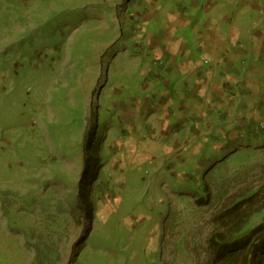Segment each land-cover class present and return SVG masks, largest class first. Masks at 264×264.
<instances>
[{"label":"rangeland","instance_id":"374dc122","mask_svg":"<svg viewBox=\"0 0 264 264\" xmlns=\"http://www.w3.org/2000/svg\"><path fill=\"white\" fill-rule=\"evenodd\" d=\"M143 2L0 0V264H211L216 232L228 234L255 211L247 227L263 223L264 132L235 151L217 134L184 139L193 121L175 104L176 145L165 135L134 157L117 149L136 98L162 95L137 74L154 62L137 39L148 33L136 9ZM185 6L192 14L190 0ZM236 7L242 18L264 20V0ZM240 59L231 83L247 93L258 86L262 112L264 58ZM86 152L94 177L83 180Z\"/></svg>","mask_w":264,"mask_h":264},{"label":"crops","instance_id":"0c3cea01","mask_svg":"<svg viewBox=\"0 0 264 264\" xmlns=\"http://www.w3.org/2000/svg\"><path fill=\"white\" fill-rule=\"evenodd\" d=\"M190 1L192 14L185 0H145L143 6L136 7L140 9L139 26L148 32L142 39L138 36V42H146L143 52L154 60L137 74H147L146 78L157 85L152 84L156 95H162L158 100H147L149 103H144L148 98H136L132 110L121 120L123 132L116 143L117 149L123 147L126 153H134L133 157L136 152L146 150L149 139L162 141V137L169 135L172 145H176L183 130L172 127L178 122L169 115L175 104L181 108L177 114H189L188 120L193 121L184 139L206 141L217 134L225 139L229 150L235 151L241 148L240 143H253L264 132V111L260 112L263 95L260 101L254 98L259 87L247 93L246 87L235 86L230 75L234 70L233 61L241 60L240 57L247 60L246 63L254 59L263 62L264 20L239 16L235 12L238 0ZM247 10L257 9L252 4ZM171 83H175V90L168 93L167 89L173 86ZM235 87L237 92L233 94ZM149 88V83L141 85L146 94ZM120 105L126 107L127 104L120 102ZM148 106L151 122L143 120ZM184 109L187 112H183ZM122 116L118 113V117ZM184 141L177 143V147H184L187 144ZM196 150L199 152L202 148ZM139 160L146 162L150 157L141 155Z\"/></svg>","mask_w":264,"mask_h":264},{"label":"trees","instance_id":"16d2710c","mask_svg":"<svg viewBox=\"0 0 264 264\" xmlns=\"http://www.w3.org/2000/svg\"><path fill=\"white\" fill-rule=\"evenodd\" d=\"M90 135L91 133H89L86 138V151L89 147L88 144L92 141L94 136ZM87 153L88 152L85 153L84 157V169L82 174L83 180L85 178L93 179L94 177L93 169L91 167L93 160L88 158ZM83 201H79V204L82 205ZM236 210V205L229 209L231 213L234 212L233 214H235ZM257 212L258 211L252 213L249 218L246 217L237 229L229 231L228 234L223 235L216 232L211 237L209 247L215 254V260L211 264H264V239L260 244H253L252 242L253 237L260 234L261 231L264 230V221H262L263 223L256 228L247 227L251 217ZM85 214L88 219L92 220L91 215L87 213Z\"/></svg>","mask_w":264,"mask_h":264}]
</instances>
